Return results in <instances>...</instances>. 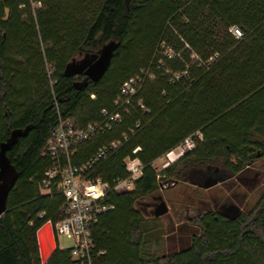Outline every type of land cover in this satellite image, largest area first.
I'll use <instances>...</instances> for the list:
<instances>
[{
    "label": "trees",
    "instance_id": "obj_1",
    "mask_svg": "<svg viewBox=\"0 0 264 264\" xmlns=\"http://www.w3.org/2000/svg\"><path fill=\"white\" fill-rule=\"evenodd\" d=\"M111 43L97 81L66 76L76 57H99ZM214 55L208 66L195 60ZM142 71L152 78L142 76L121 124L69 149L78 167L119 142L93 173L107 184L128 176L126 159L142 165L132 190L108 193L113 209L91 227L95 251L103 252L92 264H264V204L232 222L190 218L198 234L169 255L151 252L138 208L169 178L240 173L264 155V0H0V146L28 130L6 152L16 181L0 217V264H70V249L58 246L46 262L40 257L38 231L63 220L67 205L57 180L41 191L54 165L46 144L60 120L77 129L100 123L122 84ZM188 138L194 149L158 174L153 164Z\"/></svg>",
    "mask_w": 264,
    "mask_h": 264
},
{
    "label": "built area",
    "instance_id": "obj_2",
    "mask_svg": "<svg viewBox=\"0 0 264 264\" xmlns=\"http://www.w3.org/2000/svg\"><path fill=\"white\" fill-rule=\"evenodd\" d=\"M19 2L20 0H15ZM33 10L40 7V3H32ZM229 32L235 39L241 38L240 31L231 27ZM192 58H194L192 56ZM217 55L211 57L206 64L195 58L201 65L208 66L213 63ZM142 71L140 75L129 78L125 81L114 101V111L103 110L102 121L97 124H90L83 129L75 128L69 121H59L55 131L46 144L45 154L49 156L54 165L44 173L41 183L42 193L48 192L50 186L56 180L58 191L66 200L65 218L52 225V235L57 241L66 237L72 241L70 248V264H92L93 257L103 255V252L96 253L91 237V227L98 222L99 216L113 209L107 203L108 193L113 191H130L136 180L142 175V165L137 158L125 160V170L128 176L125 179L115 180L107 184L100 178H93L96 166L105 161L118 147L119 142L104 146L85 164L72 166L68 161L69 149L77 144L91 139L93 136L103 134L113 129L122 122L123 115L129 112L132 100L135 97L144 75L152 78V75ZM142 108V106H140ZM123 139H126L123 136ZM194 149V142L188 138L175 150L167 154V158L173 162L183 156L185 151ZM138 151L135 150L133 154ZM66 158L63 165L61 158Z\"/></svg>",
    "mask_w": 264,
    "mask_h": 264
},
{
    "label": "rangeland",
    "instance_id": "obj_3",
    "mask_svg": "<svg viewBox=\"0 0 264 264\" xmlns=\"http://www.w3.org/2000/svg\"><path fill=\"white\" fill-rule=\"evenodd\" d=\"M83 57V55H80L74 60L77 62L82 60ZM176 161L177 160L171 162L166 155L158 159L153 164V166L156 169L157 173L160 174L162 170L168 168ZM250 170H252L255 174L260 173L262 175H259V177L257 178L250 177L244 182V188L247 191H252L254 188H256V186H258L253 195H247L249 199H247L246 197L243 201L242 207L245 211L251 209L252 206H254L255 203L259 200L261 194L264 193V158L257 160L250 167ZM158 180H160V182H163V180L165 179L162 175H159ZM196 191V189H193L191 186L186 185L184 182L179 183L175 188L168 191H159L158 193L161 195L162 201L169 202L165 204L168 213L157 218H155L153 215V206L147 204L149 202L148 199L143 200L142 203L138 205V208L140 209V211H143V215L145 216L144 228L147 233L145 239L152 253L156 254L157 251L160 252L159 255H162L163 253L168 255L176 253L181 249L187 248L189 246L191 236L194 234H198L199 231L197 227L194 224L188 223L189 220H187L186 217L192 215V212L200 213L202 210H197L200 208V205L185 204V200L184 198H182V194L188 193L187 196H190V200L193 196L195 199H197L198 196L193 195V193H195ZM197 192L203 195L205 199L208 198V194L201 193L200 190H198ZM218 196H220V194ZM218 199V197H214L212 199L214 204L211 205H213V207H218L221 205L219 204ZM186 200L189 201L188 199ZM170 201L175 203H171ZM176 202L178 204H176ZM187 206H189L191 209ZM202 206L206 207V204H202ZM41 233H47L48 235H50L52 233L51 226L46 223L41 228ZM58 247L61 250L70 249L72 247V241L70 239H67L66 237H61L58 239Z\"/></svg>",
    "mask_w": 264,
    "mask_h": 264
},
{
    "label": "flooded vegetation",
    "instance_id": "obj_4",
    "mask_svg": "<svg viewBox=\"0 0 264 264\" xmlns=\"http://www.w3.org/2000/svg\"><path fill=\"white\" fill-rule=\"evenodd\" d=\"M262 158H264V155L260 156V154H257V158L255 159V161L247 165L246 168L242 170L240 173H232L230 171L205 172L203 175H201L202 177L199 181V184L189 183L191 181L189 179L191 172H186L182 175L180 179L169 178L167 181H165L160 185L158 192L168 191L170 189L175 188L179 183L184 182L186 185L191 186L193 189H196L197 191L200 190L201 193L208 194V198L205 199L203 195L199 194L196 191L195 193H193V195L195 196L197 195L198 196L197 199H195L193 196L191 197V200L189 199L190 196H187L188 193L182 194V198H184L185 204H199L200 208L197 210H202L200 213L192 212V215L187 217L185 216L187 220L193 217H204L207 214H215L231 222L238 220L243 216L249 217L253 214L256 204H264V193L261 194L259 200L255 203L254 206H252L251 209L245 211L242 207L243 201L245 200L246 197L247 199H249L247 195L252 196L258 186H256V188H254L252 191H247L244 188L245 186L244 182L248 180L250 177L257 178L259 177V175H262L260 173L255 174L252 170H250V167L257 160ZM186 178L188 179L187 181L189 182L185 181ZM212 181H216V182L214 184H210ZM219 194L220 196H218ZM214 197L219 198L218 202L219 204H221L220 206L213 207V205H211L214 204L212 200ZM186 199H188L189 201H187ZM148 201L149 202L147 204H150V206H153L154 208L153 212L155 211V209L159 204H167L169 202V201L167 202L162 201V197L159 193L158 195L156 194V196L148 199ZM171 203H175V202H171ZM176 204L178 203L176 202ZM202 204H206V207H203ZM189 206L187 207L190 208ZM141 212L143 213L142 210ZM233 217L236 218L231 219ZM188 223H190V221H188Z\"/></svg>",
    "mask_w": 264,
    "mask_h": 264
},
{
    "label": "water",
    "instance_id": "obj_5",
    "mask_svg": "<svg viewBox=\"0 0 264 264\" xmlns=\"http://www.w3.org/2000/svg\"><path fill=\"white\" fill-rule=\"evenodd\" d=\"M115 44L106 45L100 52V56H93L92 58L86 56L80 61H72L65 70L66 76H71L75 74L83 73L87 79L92 81H97L106 71L112 52L115 48ZM28 130H17L11 133L10 138L6 143L0 146V217L6 212V202L10 189L16 181V171L11 166L9 160L6 157V152L11 149V147L16 143L19 137H23L27 134ZM205 172H217L213 170L205 171H192L190 175V182L192 184H199L201 175ZM216 181H212L210 184H214ZM167 207L165 204H159L155 209L153 215L155 218L164 216L167 213ZM233 217L231 219H235Z\"/></svg>",
    "mask_w": 264,
    "mask_h": 264
},
{
    "label": "crops",
    "instance_id": "obj_6",
    "mask_svg": "<svg viewBox=\"0 0 264 264\" xmlns=\"http://www.w3.org/2000/svg\"><path fill=\"white\" fill-rule=\"evenodd\" d=\"M37 240L39 245L40 257L43 262H46L51 256L54 249L58 246V240L56 241L52 235L47 233H41V229L37 233ZM59 248V247H58Z\"/></svg>",
    "mask_w": 264,
    "mask_h": 264
}]
</instances>
